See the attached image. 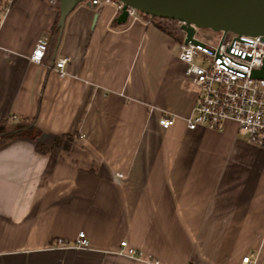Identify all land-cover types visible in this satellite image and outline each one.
<instances>
[{
  "label": "crops",
  "instance_id": "crops-1",
  "mask_svg": "<svg viewBox=\"0 0 264 264\" xmlns=\"http://www.w3.org/2000/svg\"><path fill=\"white\" fill-rule=\"evenodd\" d=\"M58 12L16 0L0 26V118L34 119L48 147L74 136L56 156L26 137L0 142V264H239L252 252L264 264V148L233 119L188 127L198 86L181 41L85 0L55 60L54 45L33 61ZM80 230L87 248L70 245ZM124 239L139 258L119 252Z\"/></svg>",
  "mask_w": 264,
  "mask_h": 264
},
{
  "label": "built area",
  "instance_id": "built-area-1",
  "mask_svg": "<svg viewBox=\"0 0 264 264\" xmlns=\"http://www.w3.org/2000/svg\"><path fill=\"white\" fill-rule=\"evenodd\" d=\"M54 3L56 0H50ZM16 0H0V26ZM96 6L110 4L119 12L125 8L121 0H91ZM129 19H143L144 13L134 6L126 8ZM150 16V15H148ZM198 42L180 43L179 57L185 62L186 76L198 86V96L186 122L190 129L198 126L220 129L226 119L235 120L247 133L249 141L264 148V77H254L253 72L264 65V37L262 35L222 32L215 42L198 37ZM49 38L42 36L31 52V59L41 63L46 56ZM67 56H60L53 64L57 73L66 75ZM16 117V116H14ZM175 122V116L165 113L159 118L160 126L166 128ZM77 238L70 244L87 248L90 239L84 230L78 231ZM59 239L57 246H67ZM121 254L139 258L142 251L128 246L127 240L120 243ZM239 264H258L257 255L248 253Z\"/></svg>",
  "mask_w": 264,
  "mask_h": 264
},
{
  "label": "water",
  "instance_id": "water-1",
  "mask_svg": "<svg viewBox=\"0 0 264 264\" xmlns=\"http://www.w3.org/2000/svg\"><path fill=\"white\" fill-rule=\"evenodd\" d=\"M85 0H59V31L54 47L53 61L62 39L65 19L75 6ZM124 10L117 21L128 17L127 6H134L144 14L176 19L185 34V42L199 40L194 37L196 27L237 34L262 35L264 37V0H121ZM254 77H264V65L255 69Z\"/></svg>",
  "mask_w": 264,
  "mask_h": 264
},
{
  "label": "trees",
  "instance_id": "trees-1",
  "mask_svg": "<svg viewBox=\"0 0 264 264\" xmlns=\"http://www.w3.org/2000/svg\"><path fill=\"white\" fill-rule=\"evenodd\" d=\"M53 5L58 8V17L56 20V24L53 28L51 34V40L49 41V46L51 48L54 47L57 41V34L59 31L58 20L60 16V7L59 0H56ZM147 20L151 21L155 24L162 32L171 35L176 41H182L185 34L181 29L179 20L170 19L166 17H156V16H148V14H144ZM14 125H10L11 121H14ZM40 133V129H38L34 124V119H24V118H12V119H1L0 118V142H5L15 137H26L32 140H35L36 149L38 152L45 154L46 152H51L55 156L60 153L61 150H69L73 145L74 136L71 134H61L57 136L53 146L48 147L46 144L41 143L37 140V137Z\"/></svg>",
  "mask_w": 264,
  "mask_h": 264
},
{
  "label": "rangeland",
  "instance_id": "rangeland-1",
  "mask_svg": "<svg viewBox=\"0 0 264 264\" xmlns=\"http://www.w3.org/2000/svg\"><path fill=\"white\" fill-rule=\"evenodd\" d=\"M181 24V22L179 23V25ZM222 32L221 31H215L211 28H205L202 27L198 30L197 35L199 38L206 40V41H212L215 42L218 38H220L222 36ZM232 34V32H231Z\"/></svg>",
  "mask_w": 264,
  "mask_h": 264
}]
</instances>
